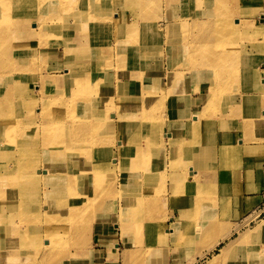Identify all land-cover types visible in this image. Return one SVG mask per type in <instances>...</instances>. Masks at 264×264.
I'll return each instance as SVG.
<instances>
[{
  "label": "bare ground",
  "instance_id": "1",
  "mask_svg": "<svg viewBox=\"0 0 264 264\" xmlns=\"http://www.w3.org/2000/svg\"><path fill=\"white\" fill-rule=\"evenodd\" d=\"M95 1L0 0V135L6 139L15 133L20 142L16 149L2 147L0 143L1 261L12 256L19 264L26 260H30L26 264H38L40 258L51 263L62 248L66 257L73 246L87 244L93 223L113 218L122 222L121 239L132 237L130 246L122 253L123 264H133L140 257L149 264H157L160 253L156 255L159 248L155 249V244L163 245L167 234L200 248L204 236L212 231L203 227V221L199 224L206 217L193 223L191 230L185 224L167 223L166 217L157 212L163 211L167 197L178 207L189 206L193 211L199 207L204 184L200 182L196 159L201 160L206 153L203 131L208 106L217 100L222 113L227 106L230 112L241 111L243 100L247 102L252 97L243 96L240 103L221 94L220 89L230 87L235 77L244 73L260 78L264 68H249L244 47L232 55L224 51L213 56L202 54L200 45L224 42L228 47L233 38L234 29H230L232 36L228 33L222 37L230 38L228 41L219 38L218 27L223 24L220 15L211 21L213 24L203 37L187 31L201 27L202 23L196 21L183 24L173 36L167 34L173 24L159 27L151 20L152 13L148 12L154 7L153 0H138L134 14L129 15L121 5L116 7L119 0ZM215 1L218 7L227 0ZM253 1L249 4L255 8L253 5L258 6L260 0ZM113 8L119 10L116 17L111 14ZM118 17L122 18L116 20ZM187 21L185 17L176 24ZM253 22L248 24L252 32L262 25L254 26ZM116 23L122 28L114 41L117 45H107L103 51L106 43L102 32ZM132 27L139 28V43L126 46ZM156 27L157 45L152 49L150 34ZM79 31L91 44L90 54L82 43L69 40L70 34ZM133 35L136 37L134 32ZM165 36L167 50L171 52L170 65L174 67L171 73L170 67L161 71L153 64L158 50L165 47ZM185 43L192 48L184 51ZM52 55L75 58H70L66 65L43 64L41 70H31L38 60ZM212 57L229 65L211 66L206 59ZM233 58H238L234 64ZM239 59L244 61L239 64ZM64 67L72 68L70 82L77 88L72 96L76 101L71 103H65L61 94L53 96V88L62 79L57 76ZM26 71L32 74L31 86L25 78ZM165 76H170L168 82ZM201 79L205 92L199 91V98L185 95L187 85H203ZM200 98L206 107L202 108ZM171 118L181 120L174 129L167 123ZM11 122L20 123L23 131L11 128ZM59 122L65 123V127L57 129ZM165 128L169 132L160 136L159 130ZM222 146L221 160L228 168L242 147L230 143ZM111 166H115L116 172ZM166 176L171 178V186L166 183ZM191 188H198L192 201L195 207L189 202L184 204L185 191ZM45 198L61 205L45 215ZM32 220L43 225L33 227L24 223ZM263 224L264 221L251 231L258 233ZM167 229L172 231L166 232ZM212 232V237L216 236ZM69 245L72 249H68ZM114 248L119 249L117 245Z\"/></svg>",
  "mask_w": 264,
  "mask_h": 264
},
{
  "label": "rangeland",
  "instance_id": "2",
  "mask_svg": "<svg viewBox=\"0 0 264 264\" xmlns=\"http://www.w3.org/2000/svg\"><path fill=\"white\" fill-rule=\"evenodd\" d=\"M55 1H61V0H55ZM93 2H96L95 0H92ZM138 0H119L118 6H122L125 8V11L127 15L134 14V5L136 4ZM154 2V7L152 8L151 11L148 12V14L152 13V18L153 22L157 24L159 27H165L168 23L169 25L173 24V28L168 32L167 34H172L173 36H176L177 32L179 31L181 26L183 24H189L194 21L196 22H201L202 25L201 27H191L187 29V31L192 32L198 36L203 37L204 32L206 29H208L209 26H211L213 23L211 22L217 15H220L221 18L220 20L223 21L222 27H218V31H220L219 38L228 41L229 39H224L222 38L226 34L230 33V29H234L233 32V38H231L229 42V46L226 47L224 42L221 45L220 43H205L201 46V52L202 54L210 55L213 56L217 53V51H224L225 53L232 55L233 53L235 54V51H239L242 47H244V55L245 57L248 56V66L249 68H256L260 67V61L263 58V53H264V20L261 21V17H264V0H260L259 5H253L256 6L255 8H252L251 2H254L253 0H227L225 3L222 5L218 6L216 5L215 0H153ZM249 4V5H246ZM253 4V3H252ZM71 6V4H70ZM115 8V7H114ZM111 10L112 16L116 17V12H119V10L116 9ZM185 8V9H183ZM159 9V11H157ZM70 13H71V8H70ZM134 17V16H132ZM131 17V18H132ZM187 18L188 21L184 22L182 24L177 25L176 22L180 19ZM122 17L116 18L119 19ZM254 19V20H253ZM248 21V22H247ZM250 21H254L253 24L254 26L261 25V28L259 29H254L252 32L248 24ZM115 22V20L113 21ZM145 23V22H144ZM120 24L116 23L115 26L107 27L103 30L102 32V38H103V43H106L103 45V51H105V46L110 45L112 47H116L117 44H115V38L119 36L121 33V26ZM259 27V26H258ZM255 28V27H254ZM150 30V29H149ZM157 27L153 28L150 37L151 40L150 43V48H154L156 46V41L157 38H155V34L157 33ZM139 31V28L132 27L131 28V37L128 42L125 43L126 46L130 45H135L139 43L137 40L140 38V36L137 34ZM145 30H142V32ZM133 32L136 34V37L132 34ZM82 32H76L74 34L69 35V40L72 43H82L85 48L87 49V54H90L92 51V48L90 47L91 44H88L86 42V39L82 37L81 34ZM159 33L161 34V31L159 30ZM222 34V36H221ZM232 36V34L230 33ZM118 38V37H117ZM164 48H160L157 52L158 58L153 60V64L155 65L156 68H159L158 70L164 71L167 70L170 67V73L174 70V67L170 65L172 59H171V52L167 50V45L168 44V38L167 36L164 37ZM202 41V40H201ZM200 42V41H199ZM119 43V42H118ZM183 50L187 51L188 49L192 48L190 46H187V43L182 44ZM218 46V47H217ZM157 48L155 47V50ZM164 52V53H162ZM164 54V57H163ZM71 59H74L75 56L71 55ZM68 56H61V55H52L49 56L47 59L41 60L37 63V66H34L31 70L36 69L41 70V65L46 64L47 66H57L58 64L60 66L66 65L68 61L70 60ZM238 58H233L232 62L233 64L236 62ZM207 62L211 66H217L219 68L226 67L229 65V62L226 63L224 61H221V58L219 60L214 61V58L212 57L211 59L207 58ZM220 61V62H219ZM242 59H239L238 62L239 64L242 63ZM164 66V67H163ZM263 69V68H262ZM262 71V70H260ZM25 74V73H23ZM26 80L29 84V86L32 85L33 79L30 78L32 74H29V71H26ZM68 75V76H67ZM73 75L72 73V68L67 70V67H64L63 69L60 70V73L58 74L57 77L62 78L60 82L57 84L55 88H53L54 94L53 96H56L58 94H61L63 96V101L65 103H71L75 100V97L73 98L72 96L76 94L77 88L74 85V83L70 82V78ZM243 75H246L245 73ZM241 76V75H240ZM251 76V75H248ZM262 76H264V73H262ZM69 78V79H68ZM240 77H235L234 81H232V85L230 84V87L225 86L221 90V94L224 95H229V93L232 91V87L234 83H236L239 80ZM170 79V76H165V81L168 82ZM203 82V85L201 84L200 86L193 85V84H188L187 88H185V95L190 96L192 94L193 97L199 98V91L205 92V86H204V80L201 79ZM35 84H40L38 81L35 82ZM75 87L74 91L71 90L70 87ZM137 88H140L139 85L136 86ZM38 88L35 87V89ZM184 93V92H183ZM89 95V94H88ZM197 95V96H194ZM56 98V97H55ZM82 98V97H79ZM221 99V97H219ZM231 98V95H230ZM93 99H95L93 97ZM165 100V99H164ZM226 102V104L230 103V101H227V99H222ZM231 100V99H230ZM169 98H166L165 102L169 103ZM200 103L203 104L202 108L206 107L207 104L203 101V99L198 100ZM219 101V100H218ZM232 101V100H231ZM205 103V105H204ZM41 107V106H39ZM209 115L205 114L207 118H205V124H207V127L211 124L213 125L215 121L218 119V114H221V109L219 108L217 100L214 101L213 104L209 105ZM193 109H196L194 107ZM159 111L158 109H156ZM212 114H215L214 116ZM208 122V123H207ZM167 123H170V120H167ZM203 123V121H202ZM9 126L13 129H17V131H23L22 127L20 126V123L18 122H11ZM65 127V123H57V129L58 128H63ZM161 129V128H160ZM168 131V129H162L159 130L160 136H164L163 132ZM236 136V135H235ZM0 143L2 144V147L6 146H11L13 149L18 148L20 145V142L15 139V133L10 134L6 136V139L3 138V136L0 135ZM231 145H234L236 143H230ZM237 145V144H236ZM222 147L220 146L219 148V156L222 153ZM221 158V156H220ZM222 157L221 159H223ZM115 172V166H111ZM203 167V166H202ZM201 167V168H202ZM225 166L223 163V160H221V163L218 165V160L217 156H215L213 166L211 168H203L202 170L199 171L200 175V182L204 184L202 191V202L199 204V207H196V209L193 211L192 207H186V213L188 215V219L183 220L180 225L185 224V226L189 227L191 230H193V223H198L199 219L201 217H206L204 219H200L199 224H202L201 222L203 221V224L207 227L206 229L214 230V233H216V236H213V232L210 231L209 234L205 235L203 238V244H201L200 248L198 245L194 244H189L192 242L184 243L180 242L179 239L173 238L172 235L167 234L168 238L167 241L161 245L160 243L155 244V249H157L156 255L159 253V261L157 264H166L168 259L170 260L174 258L179 259L180 263L184 262L185 264H264V224L261 227L260 231L257 233V230H253L255 227H258L263 221H264V211L261 215L258 216L257 213L252 214L251 216L246 215V211L243 209L242 200L238 196L237 190L235 187H229L226 186L227 180L230 176V174L226 173V175H223L222 173L225 171ZM226 172V171H225ZM118 174H121V171L117 172ZM189 170L186 171V175L189 177ZM162 180V179H161ZM166 183L168 185L171 184L172 180L171 178H168L167 176L165 177ZM189 182V180H187ZM190 182H193L190 180ZM223 184V185H221ZM171 186V185H170ZM171 193V189H169ZM198 194V188L195 190L194 188L187 189L185 191V200L184 204L189 202L193 207V195ZM170 197L166 198L165 201V207L163 211L161 212L160 210L157 212V215H161L166 218L165 221L168 222V215L166 212L167 208V203ZM171 199V198H170ZM172 206L173 207H178L177 204L173 203V200L171 199ZM61 205V204H59ZM59 205H57L55 202L52 200L44 199L43 201V214L49 215L51 213V208H56ZM94 207L96 206L95 203L92 204ZM96 210V208H94ZM168 211V210H167ZM193 211V212H192ZM161 213V214H160ZM165 213V214H164ZM163 214V215H162ZM212 214V215H211ZM190 215V216H189ZM211 215V216H210ZM218 215V216H216ZM210 216V217H209ZM215 216L214 220L213 217ZM217 218V219H216ZM216 219V220H215ZM108 221V222H106ZM209 221H213L211 225H206ZM105 222L113 228V225L111 224L114 222V224L117 226L118 233L113 234L112 237H110V241L107 240L108 237L105 234H100L101 235V244L102 245H107V242L111 244V240L113 241V238H119L120 237V249L116 250L112 246V250H109V252H106L107 256V261L109 262L108 264H123L124 262V257L122 253H124V249L126 247L130 246V242L132 241V237L128 236L125 238H122V232H123V227H122V222L120 219L113 218L108 219L102 222H95L93 231L91 235H89V238L87 236V244L85 242H80L81 245H76L73 246L74 249L70 250L69 256H66V250L65 248H62L58 252L54 254L52 257V264H93L94 259L96 258V255L101 254V252L97 251L98 245L96 240L93 239V233H94V228L104 226ZM25 224L35 226V225H43L39 223L37 220L34 221H29V222H24ZM169 223V222H168ZM177 225V224H176ZM172 230H166V232H171ZM181 227H179L176 231V233H180ZM117 234H119L117 236ZM103 235V236H102ZM191 234L185 238L184 240L186 241ZM157 237V236H156ZM171 237V238H170ZM225 237V238H223ZM245 239V240H243ZM243 241V242H242ZM117 242V241H115ZM183 243V244H182ZM202 243V240H201ZM61 244L60 246H63ZM154 246V245H153ZM68 247V246H67ZM124 247V248H123ZM72 249V245H69L68 249ZM201 250V252H198V250ZM224 254H223V250ZM117 251V254L114 252ZM121 251V252H120ZM72 252H74V255L72 256ZM144 252V251H143ZM104 253V252H103ZM121 253V254H120ZM220 254L221 256H217ZM2 255V254H0ZM140 257V256H139ZM44 259V258H43ZM42 258L39 259L38 264H51L47 262L46 260H43ZM101 259V258H100ZM9 260V262H8ZM141 260V261H140ZM1 261V259H0ZM30 260H26L21 264H26ZM50 261V260H49ZM139 262V263H138ZM19 264L15 260L14 257L10 256L7 258V261H1L0 264ZM133 264H149L146 262L143 258L140 257V259L137 260L135 259Z\"/></svg>",
  "mask_w": 264,
  "mask_h": 264
},
{
  "label": "crops",
  "instance_id": "3",
  "mask_svg": "<svg viewBox=\"0 0 264 264\" xmlns=\"http://www.w3.org/2000/svg\"><path fill=\"white\" fill-rule=\"evenodd\" d=\"M260 67L261 70H263L264 56L260 61ZM261 77L256 78L242 75L239 80L234 83L232 91L229 93L232 100L241 103V98H243V96H251L252 99L247 102L243 100V107L241 111L238 110V112L237 110L230 112V107L227 106V109L224 107V112L218 114V119L215 123L213 125L210 124L208 127L207 125L205 126L206 129L203 133L206 138V153L201 157L202 161L196 159L198 172L201 170L203 172L202 166L206 168H211L213 166L212 160L219 154L220 146L225 144L229 145V143H236L239 146L241 144L242 148L239 154L233 157L231 165L224 169L227 171V175L228 173L230 174L226 186L236 188L238 196L242 200L241 206H243L248 217L255 213L259 216L264 211V76ZM190 96H192V94H190ZM163 104L167 103L163 102ZM178 106L179 104L177 103L175 108ZM194 107L196 106H193V108ZM180 122L181 120L178 118L170 119L173 129ZM217 160L219 165L221 163L220 156H217ZM186 209L188 208L184 206L173 207L169 198L166 208L167 215L169 216L167 219L169 224L174 222L178 225L182 223L183 220H186L188 218ZM106 222L104 226H96L94 228L93 239L96 240L98 245L97 251L101 252V254L95 256L96 258L93 264H108V253L106 254V252L110 253L109 250H112L113 245H117L120 249L119 244L122 242L120 241V237L117 239L113 238L111 244H109V242H107V245L101 244L100 234H105L108 237L107 240L110 241V237L118 232L114 222L111 223L113 225L112 229ZM98 231L100 234L97 233ZM118 235L119 234H117V236ZM115 241H117V244H114ZM173 257L174 258H172L170 262H168V259L166 264H185L184 262L180 263V260L175 259V256Z\"/></svg>",
  "mask_w": 264,
  "mask_h": 264
}]
</instances>
